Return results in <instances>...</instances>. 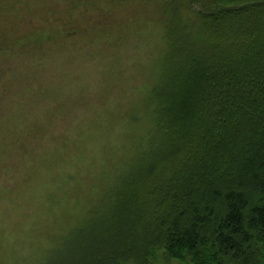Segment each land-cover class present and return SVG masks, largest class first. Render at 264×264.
I'll use <instances>...</instances> for the list:
<instances>
[{
  "label": "trees",
  "instance_id": "obj_1",
  "mask_svg": "<svg viewBox=\"0 0 264 264\" xmlns=\"http://www.w3.org/2000/svg\"><path fill=\"white\" fill-rule=\"evenodd\" d=\"M36 1L0 10L12 20L0 29V56L48 43L33 41L34 21H49ZM136 1L113 6L131 11L141 35L163 40L153 124L163 140L109 209L77 229L64 258L43 264H150L161 250L182 264H264V0ZM99 4L86 8L115 12ZM196 19L197 50L185 31ZM59 26L73 41L88 29L76 37L78 26ZM19 31L26 36L13 45Z\"/></svg>",
  "mask_w": 264,
  "mask_h": 264
},
{
  "label": "rangeland",
  "instance_id": "obj_2",
  "mask_svg": "<svg viewBox=\"0 0 264 264\" xmlns=\"http://www.w3.org/2000/svg\"><path fill=\"white\" fill-rule=\"evenodd\" d=\"M7 1L0 10L14 5L17 14L19 0ZM121 1L37 0L34 7L49 21H34L40 31L33 41L48 43L24 55L14 43L26 35L8 36L14 51L0 56V264L63 259L77 229L109 209L163 140L153 125L163 40L141 35L131 11L113 6ZM97 3L115 12L86 8ZM195 11L208 9L201 4ZM2 12L0 29L12 25ZM196 20L185 31L197 50ZM70 22L78 26L73 36L88 28L76 41L59 26ZM150 264L182 263L161 250Z\"/></svg>",
  "mask_w": 264,
  "mask_h": 264
}]
</instances>
